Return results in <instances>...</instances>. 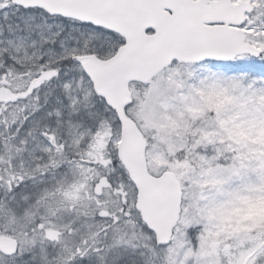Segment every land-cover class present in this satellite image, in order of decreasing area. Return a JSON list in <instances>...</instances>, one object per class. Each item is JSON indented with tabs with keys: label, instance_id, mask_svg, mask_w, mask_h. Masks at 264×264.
I'll list each match as a JSON object with an SVG mask.
<instances>
[{
	"label": "snow or ice",
	"instance_id": "1",
	"mask_svg": "<svg viewBox=\"0 0 264 264\" xmlns=\"http://www.w3.org/2000/svg\"><path fill=\"white\" fill-rule=\"evenodd\" d=\"M0 264H264V0H0Z\"/></svg>",
	"mask_w": 264,
	"mask_h": 264
}]
</instances>
